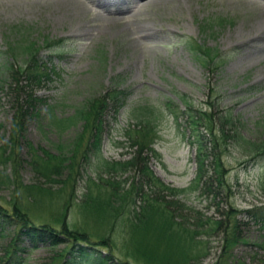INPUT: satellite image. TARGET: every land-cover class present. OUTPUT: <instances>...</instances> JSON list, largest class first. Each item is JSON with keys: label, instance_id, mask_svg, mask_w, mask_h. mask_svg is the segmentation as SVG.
<instances>
[{"label": "rangeland", "instance_id": "374dc122", "mask_svg": "<svg viewBox=\"0 0 264 264\" xmlns=\"http://www.w3.org/2000/svg\"><path fill=\"white\" fill-rule=\"evenodd\" d=\"M256 7L264 9V0H137L119 13L114 6L100 8L91 0H0V82L5 78V61L12 57L8 48L14 43L27 39L40 41L44 37L66 38L63 45L45 47L41 52L49 56L46 62L49 75L34 93L45 100L42 112L51 105L59 116H65L102 92L111 75L122 73L132 93L126 108L114 120L107 121L101 148L106 159L127 160L137 149L125 134V128L134 122L129 119L128 108L171 99L184 109L177 93L186 95L199 107L209 100L207 82L217 88L220 108L231 109L239 118L240 134L250 140H264V42L243 40L264 28V18L253 17ZM256 22L262 28L250 31L251 24L255 27ZM189 39L205 49L215 47L229 52L227 60L218 70H207L185 47ZM249 86L254 88L248 90ZM12 103L11 97L0 91L1 155L9 152ZM185 123V118L176 122L166 114L151 145L158 155L150 156L148 144L143 146L154 174L178 188L189 187L196 175V148L188 143ZM26 125V142L20 146L16 158L17 161L20 157L21 162L20 182L23 186L36 183L48 184L51 190L61 189L58 178L45 180L32 169L29 151L37 160L45 152L55 154V144L73 137L78 128L57 133L46 126L39 128L36 121ZM4 147L6 151L1 149ZM247 149L246 145L230 140L223 154L230 197L227 198L226 190H216L215 184L210 193L198 186L181 196L185 206L179 213L198 236L187 248L189 256L182 264H264V221L243 213L245 209L264 205V158L253 161ZM2 169L0 196L8 199L15 191L8 184L11 166L5 164L0 166ZM131 171L118 178L130 177ZM75 179L67 187L77 190L80 196L84 179ZM21 192L18 188L15 194ZM92 193L107 198L106 193L95 187ZM76 209L74 206L70 210L69 219ZM227 215L239 220L240 241L226 251L223 230L211 228L210 224ZM74 217L78 222L83 220L82 215ZM83 222L90 229L94 226L92 221ZM103 230L108 234L110 227ZM13 235L11 228L0 233V257ZM115 246L116 254L121 256L134 257L137 253L132 241L129 243L124 237ZM60 249L62 245L40 246L31 251L24 264H46ZM139 257L142 264L152 260L147 253Z\"/></svg>", "mask_w": 264, "mask_h": 264}, {"label": "trees", "instance_id": "16d2710c", "mask_svg": "<svg viewBox=\"0 0 264 264\" xmlns=\"http://www.w3.org/2000/svg\"><path fill=\"white\" fill-rule=\"evenodd\" d=\"M62 41V38L43 39V44L50 46ZM185 47L211 72L218 70L229 55V52L215 47L205 49L191 39L185 42ZM43 48L38 40L28 39L10 46L12 57L5 61L6 76L0 82V91L11 97L14 108L9 152L6 155L0 152V166L7 164L6 160L12 161L8 184L13 185L15 191L22 189L17 195L14 191L4 202L0 196V233L9 228L14 232L0 257V264H23L31 250L40 245H62V249L55 252L46 264H142L139 256L145 253L152 259L145 264H182V260L186 263L189 256L187 248L198 236L191 226L185 224V216L179 213L185 206L179 196L200 184L204 192L210 193L211 186L215 184L216 190H226L227 198L230 197V184L222 159L228 142L232 140L246 145L255 161L264 158V140H250L240 134L239 118L231 109L220 108L217 88L207 82L209 100L202 106L195 107L186 95L177 93L184 109L170 99L157 105L144 103L132 107L129 115L136 125L127 128L125 134L137 149L127 160H108L101 150L107 118H115L131 95V90L123 85V75H113L103 92L75 106L70 115L58 116L55 107L50 105L46 112H42L45 100L37 97L34 90L48 75L40 54ZM252 88L254 86H249L248 90ZM255 90L261 88L255 87ZM167 113L176 122L185 118L188 142L196 147V176L189 187L176 188L164 183L153 173L149 156L144 154L143 146L148 144L149 152L158 155L151 145ZM32 120L39 128L46 126L57 133L78 128L73 137L55 144V154L45 152L44 157L36 155L37 160L29 151L32 169L45 180L58 178L61 189L51 190L48 184L36 183L23 186L20 182L19 160L16 158L25 137L26 124ZM1 149L6 151L5 147ZM130 170L133 172L130 177L118 178ZM3 172L0 170V174ZM76 177L84 179L80 196L77 190L67 187ZM93 187L106 193L107 198L93 195ZM74 206L77 209L69 219ZM243 213L264 221V205L245 209ZM78 214L83 216L80 222L74 217ZM83 221H92L93 228H88ZM238 221L235 216L227 215L223 220L210 224L211 228L223 230V249L226 251L240 241ZM106 226L110 227L106 231L110 236L104 233ZM119 237H124L129 243L132 241L137 249L134 257L116 254L115 242L121 240ZM135 240L139 242L135 243Z\"/></svg>", "mask_w": 264, "mask_h": 264}, {"label": "bare ground", "instance_id": "6f19581e", "mask_svg": "<svg viewBox=\"0 0 264 264\" xmlns=\"http://www.w3.org/2000/svg\"><path fill=\"white\" fill-rule=\"evenodd\" d=\"M97 3V6L100 8L104 7H115V12H121L124 7H128L132 3H137V0H91ZM254 18H259L260 20L264 18V9L261 7H256L254 11ZM258 22L255 23V27L251 24L250 31L254 28H262ZM245 41H256V42H264V28H262L259 32L251 33L243 38Z\"/></svg>", "mask_w": 264, "mask_h": 264}]
</instances>
